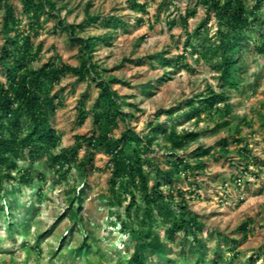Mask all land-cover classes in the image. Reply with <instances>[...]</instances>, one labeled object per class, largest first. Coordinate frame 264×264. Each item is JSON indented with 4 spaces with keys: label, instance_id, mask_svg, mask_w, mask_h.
<instances>
[{
    "label": "rangeland",
    "instance_id": "1",
    "mask_svg": "<svg viewBox=\"0 0 264 264\" xmlns=\"http://www.w3.org/2000/svg\"><path fill=\"white\" fill-rule=\"evenodd\" d=\"M10 1L15 15L23 19L21 29L27 30L22 1ZM50 1L55 9L41 18L43 27L33 44H42L43 50L32 69L49 60L80 65L79 46L71 43L66 31L56 28L59 19L78 26L77 37L111 36L109 44L101 43L94 49V62L102 78L121 82L114 84L113 90L130 104L123 108L128 120L120 122L112 136L118 139L132 129L144 141L154 138L150 149L142 153L149 161L144 170L151 177V185L159 180L167 193L172 188L182 190L187 206H170L176 213L195 214L203 224L200 244H196L183 233L170 238L169 222L156 216L152 229L167 252L164 256L151 254L148 264H264V55L252 42L246 47L241 86L227 93L229 112L222 105L216 114L204 111L200 118L187 119L184 116L192 100L199 101L198 96H208L210 91L221 93L220 60L208 52L218 42L219 25L214 15L202 29V36L193 39L195 48L187 51L185 62L177 68L164 66L152 57L159 54L162 59L176 60L186 52L187 32L192 34L206 18L205 8L196 0H140L146 5L145 12L133 9L128 0ZM195 6L197 13L185 28L181 18ZM86 11L91 17H99L97 24L85 23ZM3 17L4 9H0V54L6 41ZM108 20L119 22L106 29L103 23ZM259 34L264 37V28ZM0 79L6 82L2 68ZM99 92L95 82H81L71 75L54 88L52 95L58 96L61 104L51 125L60 134L61 143L53 153L72 147L78 136L92 134V116L79 126L77 108L84 101L91 110ZM171 124L179 133L197 132L200 137L186 150L174 153L155 129ZM238 138L240 142L234 143ZM224 141L229 142L228 152L222 150ZM245 147L250 150L249 163L239 156ZM86 155L83 147L76 163L61 173L48 157L31 164L23 156L18 162L21 167L31 166L34 183L5 181V191L0 195V264H128L135 242L117 225L119 216L125 215L129 197H123V207L116 204L118 195L110 191V158L103 151L93 155L96 170L82 173L77 166ZM200 158L207 165L205 171L195 166ZM178 159L195 166V171H183L169 183L163 173L172 170L171 163ZM80 194L83 203H75L74 208L80 205L81 213L73 221L67 216L72 207L70 197ZM247 221L250 230L245 237L238 229ZM132 222L142 229L138 222ZM89 233L93 234L91 249L80 253L78 248Z\"/></svg>",
    "mask_w": 264,
    "mask_h": 264
},
{
    "label": "trees",
    "instance_id": "2",
    "mask_svg": "<svg viewBox=\"0 0 264 264\" xmlns=\"http://www.w3.org/2000/svg\"><path fill=\"white\" fill-rule=\"evenodd\" d=\"M23 6L22 16L28 21V29L22 30L23 19L15 15L16 8L10 0H0V9H4L3 34L6 39L0 54V68L6 75V82L0 79V195L5 191V181L17 182L31 185L34 183L32 168L21 167L19 161L26 159L31 164L38 162L41 158L48 157L52 166L61 173L66 167L70 168L78 159L79 151L85 147L87 155L84 161L77 166L82 173L96 170L93 165L95 152L103 151L109 158L111 167L110 191L118 195L117 205L123 207L124 196L129 197V204L125 207V215L119 216L118 229L131 236L135 242L133 255L128 264H148L151 254L164 256L165 245L159 235L153 232L155 217L158 216L169 222L167 234L170 238L178 233L190 235L196 244H200L198 238L203 233V224L199 218L189 212H178L170 206L186 207L185 193L182 190L172 188L165 192L161 183L156 181L151 185V177L145 172L144 167L149 165L148 159L142 158V153L150 149L154 138L139 136L134 130L127 129L120 138L112 136L119 129V123L127 121L129 115L123 111L127 104L126 99L118 96L113 90V85L121 83L116 78H102L98 71L99 66L94 62V49L101 43L109 44L111 36H99L86 38L77 37L78 26L65 24L58 20L57 29L66 31L71 43L79 46L80 65L72 67L65 64H57L49 60L39 69H32V65L39 60L43 45L35 47L34 37L40 35L42 30L41 18L55 9V4L50 0H21ZM133 9L145 12L146 5L140 4V0H128ZM198 6L206 10V18L195 28L192 34L188 33L186 52L176 60L163 58L156 54L152 58L161 61L167 67H180L186 60L188 50L195 48L193 39L202 36V29L208 19L214 15L218 19L219 29L216 33L218 42L208 49L213 57L218 58V70L220 71L221 93L210 91L208 96H198V100H192L189 104L187 119L200 118L206 111L218 113L221 106L229 112L228 91L239 89L241 78L245 73L243 65L244 52L250 42L255 44L257 51L264 55V37L259 32L264 28V0H196ZM252 2V3H251ZM189 10L182 17L183 26L188 27V20L197 13V7ZM85 23L97 24L98 16H89L86 11ZM113 21V20H112ZM106 21L104 27L110 29L119 21ZM144 21L139 20L142 24ZM175 25V23H172ZM15 33L12 36V33ZM205 57V56H204ZM162 59V60H161ZM68 75L77 77L79 81L95 82L99 89V95L91 110H87L84 101L79 102L78 125L83 126L90 116L93 119L94 130L90 136L76 137L75 144L70 148L62 149L55 154L53 151L60 145L61 136L51 125V120L60 107L58 96L52 95L54 88L62 79ZM174 113V110L169 112ZM157 133L162 134L174 153L184 151L196 142L200 134L197 132L184 131L179 133L177 127L171 124L158 126ZM241 139L233 142L239 143ZM222 150L229 151V142L224 141ZM250 150L241 148L239 156L250 161L248 152ZM207 154H198L203 157ZM173 169L164 172V178L169 183L175 177L180 176L183 171H205L207 165L201 158L195 166L185 164L183 160H174L171 163ZM249 165V164H248ZM159 172V169L157 170ZM15 173V175H13ZM121 191V193H120ZM180 201L177 204V201ZM83 203V196L70 197L71 208L68 217L77 220L81 213L80 205L74 208L75 203ZM132 220L142 226L135 228ZM250 230V222H244L238 229V233L246 235ZM92 233L84 239L78 248L80 253L89 252ZM246 237V236H245ZM235 255V254H234ZM234 257H237L236 255ZM255 258V257H254ZM251 258V261L252 259ZM200 260H203L200 257ZM232 264V262H229Z\"/></svg>",
    "mask_w": 264,
    "mask_h": 264
}]
</instances>
